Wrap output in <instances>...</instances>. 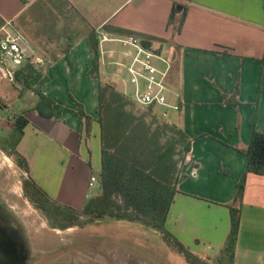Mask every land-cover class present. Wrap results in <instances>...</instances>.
<instances>
[{
	"label": "crops",
	"instance_id": "0c3cea01",
	"mask_svg": "<svg viewBox=\"0 0 264 264\" xmlns=\"http://www.w3.org/2000/svg\"><path fill=\"white\" fill-rule=\"evenodd\" d=\"M17 33L27 40L30 58L13 74L32 65L47 79L42 93L58 105L52 119L34 110L37 100L18 109L28 121L17 151L29 179L78 210L100 194V95H123L130 103L125 110L137 112L128 73L134 49L119 40L150 42L160 54L156 66L168 71V102L180 111L140 107L146 111L138 117L149 137H157L162 156L171 134L181 140L183 131L191 143L179 163L168 230L189 251L220 257L231 231L228 205L246 176L235 264H264V175L247 173L248 158L240 152L250 146L254 117L264 134V0H0V40ZM94 44L100 47L97 71ZM72 97L93 117L88 131ZM168 110L171 120L162 116ZM93 176L98 183L90 186Z\"/></svg>",
	"mask_w": 264,
	"mask_h": 264
},
{
	"label": "trees",
	"instance_id": "16d2710c",
	"mask_svg": "<svg viewBox=\"0 0 264 264\" xmlns=\"http://www.w3.org/2000/svg\"><path fill=\"white\" fill-rule=\"evenodd\" d=\"M144 44L152 45L150 42H144ZM93 46L95 51L93 67L97 71L100 64V47L98 44ZM14 78L32 90L37 97L35 111L44 118L55 117L57 103L41 91L46 78L38 75V71L32 65L17 71ZM109 98L107 94L101 92L98 119L102 128L103 143L102 170L99 173V183L102 187L100 194L89 198L83 209L78 210L60 204L52 199L36 181L26 179L24 181L25 197L45 216L50 228L55 230H66L69 227L84 229L91 225L97 226L105 220L124 221L158 232L165 243L183 255L189 264H235L242 227L246 176L238 185L236 198L228 205L231 231L220 257L204 258L189 251L168 230L167 218L179 192V163H184L186 155L191 152L190 141L183 131H179L181 140L171 137L172 140L170 139L164 145L165 155L162 156L161 146L156 136L145 137L138 148L129 140H119L117 135L124 128L125 105L130 103L123 95H111ZM72 99L79 107V117L86 123L88 131L93 117L86 113L83 105L73 97ZM232 103L237 104V101ZM27 125L28 121L22 115L16 117L14 132L7 140L10 148L4 149L26 172L29 171L28 163L18 153L17 146ZM256 126L257 116L252 121L253 134L250 146L240 152L248 158L247 173L262 176L264 175V134L258 132ZM105 127L111 130L109 144L105 142ZM115 132L114 137L112 134ZM183 136L186 138L185 142L182 140ZM178 145L181 146L180 155L177 151Z\"/></svg>",
	"mask_w": 264,
	"mask_h": 264
},
{
	"label": "rangeland",
	"instance_id": "374dc122",
	"mask_svg": "<svg viewBox=\"0 0 264 264\" xmlns=\"http://www.w3.org/2000/svg\"><path fill=\"white\" fill-rule=\"evenodd\" d=\"M13 71L12 69V73ZM20 90H23L22 96L19 94ZM129 99L131 100L130 96ZM35 100L37 97L23 83L15 78L11 80L10 77H5L0 71V116L3 119L0 121V204L7 205L22 227L29 242L32 263L189 264L183 255L167 245L157 234L139 232L135 224L127 222L116 224L105 220L97 226L91 225L84 229L50 228L45 216L25 197L24 181L29 179L28 174L4 150L10 148L7 140L13 133L15 119L20 114L18 111L30 108ZM138 106L136 113L133 110L134 106L130 110H125L124 128L117 135L119 140H129L137 148L145 137L149 138L150 133L147 125L138 117L146 110ZM10 108L13 110L11 116L8 114L11 112ZM168 113L167 119L171 120L173 112L168 110ZM110 131L105 127L106 143L111 137ZM171 137L173 138V134ZM4 222L10 223L7 219Z\"/></svg>",
	"mask_w": 264,
	"mask_h": 264
},
{
	"label": "built area",
	"instance_id": "2783aa9c",
	"mask_svg": "<svg viewBox=\"0 0 264 264\" xmlns=\"http://www.w3.org/2000/svg\"><path fill=\"white\" fill-rule=\"evenodd\" d=\"M5 30V28H4ZM107 39V38H104ZM125 46L132 47L134 54L128 66L130 83L134 87L133 99L141 107L154 108L164 107L180 111L179 105H170L167 98L166 78L168 71L160 70L154 61L160 58V54L155 46H146L143 42L135 38L119 40ZM30 58V48L25 37L17 33L16 35L7 34L0 40V64L6 63L11 69L19 70L28 62ZM13 74V73H12ZM169 114L163 112V118ZM3 120L0 116V121ZM197 175L194 169L192 176ZM98 183L97 177L90 179V186Z\"/></svg>",
	"mask_w": 264,
	"mask_h": 264
},
{
	"label": "flooded vegetation",
	"instance_id": "af4514ba",
	"mask_svg": "<svg viewBox=\"0 0 264 264\" xmlns=\"http://www.w3.org/2000/svg\"><path fill=\"white\" fill-rule=\"evenodd\" d=\"M5 219L10 223H5ZM28 243L17 218L7 205L0 204V250L7 259L0 264H33Z\"/></svg>",
	"mask_w": 264,
	"mask_h": 264
},
{
	"label": "water",
	"instance_id": "95a60500",
	"mask_svg": "<svg viewBox=\"0 0 264 264\" xmlns=\"http://www.w3.org/2000/svg\"><path fill=\"white\" fill-rule=\"evenodd\" d=\"M0 71L4 73L5 77H10V79H13L12 72L9 70V66L6 63H1L0 64ZM7 260L6 256L2 253L0 250V261Z\"/></svg>",
	"mask_w": 264,
	"mask_h": 264
}]
</instances>
